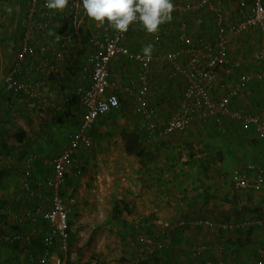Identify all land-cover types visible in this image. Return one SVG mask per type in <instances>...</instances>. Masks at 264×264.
<instances>
[{"label":"crops","instance_id":"1","mask_svg":"<svg viewBox=\"0 0 264 264\" xmlns=\"http://www.w3.org/2000/svg\"><path fill=\"white\" fill-rule=\"evenodd\" d=\"M180 1L191 5L198 2V0H173V4ZM244 1L221 0L220 5L225 14L224 17L230 20L242 18L243 13L248 14L251 11L252 1L248 0V5H244ZM29 2L30 0H0V29L4 37L0 44V71H2L0 72V215L7 214L6 217L10 219L15 217L21 219V221L31 219L30 214L28 217L25 214L31 212L34 205H39L43 210L51 207L53 189L45 184L46 179L50 178L53 173L49 162L64 150L68 144L70 134L76 130L81 121L84 107L79 103L74 91L77 87L87 86L89 82L87 75L81 72L86 58H82V60L79 57L75 58L76 64L82 67L78 73L75 72L76 70H71L74 65L72 62L75 59H71L70 50L66 51L67 41L60 33V29L64 24V21H62L63 16H68L71 19L77 27L76 32L87 16L82 17V0H79L81 23L77 19L74 20L71 15L73 7L69 3L62 10L47 8L51 26L43 33L35 30L30 33L27 38V45L31 49V54L25 56L20 63V73H16V78L20 81L26 80L36 83L41 95L48 97L52 104H45L38 99H29L17 91L10 93L5 91L2 74L8 71L18 60L21 48L25 43L24 33L28 25ZM8 5H14V10L18 9V11L16 13L8 12ZM241 8H243V11L240 13ZM208 12V10L172 12L171 19L158 27L157 33L161 35L159 44H152L154 33L146 32L139 23L134 25L124 37L122 44L128 48L130 54H142L143 48L149 44L152 45V52L146 73L147 83L145 86L140 81V75L143 73L140 61L131 56L119 55L112 59L109 64V79L117 87L120 100L119 107H123L124 110H119L118 107L115 110L116 112L107 113L100 119L109 121L99 126L101 128H97L99 132L113 128L114 133L118 135L117 138L114 137V140H117L116 143H110L109 145L110 147L115 145L119 147L121 156L112 161V153L110 150L108 151L110 157L106 156V158L109 157L107 162L108 160L111 161L107 164L109 165L108 172L112 170L115 163L118 167L127 166L129 162L126 159L129 160L132 151L129 150L132 147L129 141L136 140V138L139 141L141 136H145L146 120L137 103L138 98L145 100L151 108L152 118L156 124L161 125L169 118V115H167L161 124L158 121V113L163 112L161 108H166L162 102L171 101L176 89L181 92L177 100L180 99L185 81L174 73L172 64L166 58H161V56L176 48L185 50L188 43L194 40V37L188 31L192 27V22L189 23V28L185 29L186 22L198 13L205 14ZM20 15H22L21 18ZM33 18L36 22L43 20L40 13H36ZM179 21H183L184 31L181 34L176 26ZM106 24L107 22L102 24L98 32ZM203 26H205V23L198 20L194 27L197 31L192 33L204 35ZM255 30L258 29L252 31ZM250 31L239 35H227L229 39V60L232 63L240 61L241 65L238 67L233 66L230 74L224 72V67H218L219 84L214 89V97L226 90L236 80L239 73L261 72L263 79L245 85L241 93L235 99H232L230 104L243 113H255L264 117V112H258L261 110V106H264V63L259 60V67H256L254 60L259 57L257 56L256 59L250 57V49L255 47L251 44L254 41L248 42L247 39H243L245 38L243 35H252L248 34ZM92 34L89 38L90 51L92 49ZM178 36L179 39L183 36L186 37L184 38V44L179 43ZM216 36L215 28L212 35L208 33L205 39L200 37L198 39L212 41ZM175 41H178V45L173 47ZM259 54L260 57L263 56V53L260 52ZM57 55L60 59L58 61L53 60ZM185 56L184 54L183 58ZM6 67L8 68L6 69ZM248 88L249 91H247ZM177 100H175V103L178 105ZM244 100L248 102L245 103ZM256 104H258L256 108L258 111L254 108ZM123 114L122 120L118 121L117 118ZM115 115L117 116L114 117ZM136 115L140 117L142 127H139L134 122L135 119H132ZM228 119L230 118L225 117L222 121ZM223 126L217 127L216 131L221 137L219 142H221L222 150L218 147L215 148L216 152L209 151V155L207 152L205 154L201 152L196 154L194 159L184 157L179 161L185 164L183 167L186 164L189 165L190 171L194 166L199 168V161L203 163L204 167L209 165V169L214 167L213 163L219 164V172L212 173V175L214 174L213 178H211V173L209 174L208 171L203 169H199L196 176L185 170L170 172L171 175L168 178L174 179L172 185L169 181L164 192L157 191L151 195L144 194L147 197L146 203L137 205L130 214L120 220L121 232L127 234L125 239L123 237L122 242L127 243L125 246L128 247H123V255L120 254L117 257L114 250L111 258L133 257L132 259H134L136 257L138 253L136 249L141 247H131L129 245L132 242H130L129 236L131 232H128L130 227L136 226L140 228L142 235L150 236L155 243L162 244L160 248L155 247L154 249H158L157 253L159 251V254H152L154 260L161 259L159 263L155 264H206L208 261L219 260L224 264H258V262L264 264V221L259 219L263 216H259L254 212V208L260 207L264 212V189L240 190L231 188L230 181L228 183V179L225 178L229 169L233 168V162L237 165L236 169L242 168L240 165L245 157L253 159L255 162L252 163L264 167V141L257 138L253 127ZM116 127H121V129L118 131ZM189 129L192 130V127H189ZM89 134L92 141H94L96 138L92 135V130ZM248 149H251V151ZM89 151L83 148L80 151V156L84 162L82 168L75 169L71 165H66L64 182L59 189L62 197L66 194L75 195L77 193L78 177L83 175L89 168V162L86 159V156L92 157ZM94 161H97V164L101 163L99 158H94ZM25 163L30 164L32 178L40 189L39 187L36 189L37 196L35 199L29 200L30 202L22 200L23 203L20 204L21 198L25 196H23L19 187H16L17 183L14 178L21 173V178L18 176L17 180L22 179ZM191 173L194 172L191 171ZM180 177L181 179L178 180ZM194 178L200 182L197 183L196 180H193ZM151 179L155 180L152 177ZM106 180H111L108 174H106ZM162 194L165 196H161ZM194 217H209L219 222H237L248 219L251 221L250 225L254 227H252V232L246 234L238 229H217L205 226H195L203 231L190 230L187 226L171 230L163 227L168 221ZM132 218H134V221L131 220ZM21 226L22 229L20 230L23 237L34 233L31 236L32 239L26 240L23 238L14 243V246H10L9 249H12L13 252L8 250L7 254H0V264H21L22 260H25V264H29L28 256L30 254L37 255L41 252V241L49 229L47 223L41 217H37L34 222H22ZM223 239H225V243H223ZM17 243L19 244L17 245ZM16 247L18 249L14 250ZM69 254L67 264H85L88 260L86 252L84 254L76 252ZM148 257H151V254H148ZM111 264L115 263L112 262Z\"/></svg>","mask_w":264,"mask_h":264},{"label":"built area","instance_id":"2","mask_svg":"<svg viewBox=\"0 0 264 264\" xmlns=\"http://www.w3.org/2000/svg\"><path fill=\"white\" fill-rule=\"evenodd\" d=\"M221 0H198L194 5L190 3L178 2L173 4V11L186 12L190 10H208L213 24L216 28V38L212 41L196 39L190 41L187 48H176L168 54L162 55L171 64L175 74L185 81L183 93L179 99L177 107L173 110L169 118L161 125L156 124L152 118L151 108L145 100L138 98L137 103L143 114L145 123V137L148 141L157 142L165 137L172 136L178 131L187 128L193 120H212L217 124L222 119L229 117L240 124L253 127L257 138L264 141V117L255 113H243L231 106V100L235 99L243 90L244 86L263 79L261 72L250 73L241 72L236 80L221 94L214 97V89L219 84L217 69L224 67V72L230 74L232 67L241 65L240 61L232 63L229 60L227 35H239L250 30L258 29L264 32V0H251V11L243 13L242 18L227 20L220 5ZM237 1V0H236ZM73 7L71 15L74 20L81 22V8L79 0H68ZM28 13V25L24 33L25 43L21 48L18 60L14 65L2 74V83L6 92L17 91L29 99H38L45 104H52L48 97L41 95L36 83L30 81H20L16 78V73H20V63L26 55L31 54V49L27 45V38L35 30L43 33L51 26V19L46 7V0H30ZM243 8L240 9V13ZM40 13L43 20L36 22L34 16ZM82 17L86 12L82 10ZM76 21V20H75ZM137 23H131L126 32H118L108 24L104 25L100 32L92 34V49L88 53L85 64L81 72L87 75L88 85L77 87L74 91L79 103L84 107V113L75 131L69 136V141L64 150L49 165L52 168V176L46 179L45 184L53 189L51 195V207L43 210L39 205H34L30 214L32 222L37 217H41L49 226L48 231L41 241V252L37 255L28 256L29 264H65L63 254L68 250L70 238L69 212L70 208L65 199L60 194V186L64 182L66 165H71L75 169L84 166L80 156V151L92 144L89 134L95 122L103 115L118 109L120 100L116 85L109 79V64L116 56L123 55L133 57L142 63L143 73L140 81L147 83V69L151 58L142 54H130L127 47L122 43L124 37ZM161 42L160 33H154L152 44ZM184 54L186 55L183 58ZM183 58V59H182ZM263 58V56H261ZM59 55L53 60L58 61ZM35 180L32 178V170L29 163L23 165V176L20 180L19 189L28 199L33 200L37 196ZM230 187L242 190L264 189V167L256 163H248L241 169H237L231 176ZM20 220V219H18ZM249 221L219 222L210 219H180L172 228L184 225H205L217 229H238L243 230L248 227ZM33 234L25 235L19 229L7 230L2 237L6 243H16L21 239L30 240ZM148 244L160 248L161 243H155L151 238H142ZM145 244V243H144ZM194 254H196L194 252ZM88 264H101L93 258ZM206 264H224L219 261H208ZM263 264V263H262Z\"/></svg>","mask_w":264,"mask_h":264},{"label":"rangeland","instance_id":"3","mask_svg":"<svg viewBox=\"0 0 264 264\" xmlns=\"http://www.w3.org/2000/svg\"><path fill=\"white\" fill-rule=\"evenodd\" d=\"M193 1V0H191ZM243 4L248 5V0H245ZM11 6V7H10ZM24 7V5H22ZM22 7V8H23ZM8 12L16 13L18 9L14 10V5H8ZM236 9V7H235ZM234 13V12H233ZM23 15V14H22ZM20 15V18L21 16ZM66 15V14H65ZM87 15V14H86ZM196 17V18H194ZM194 18V19H193ZM192 20V21H191ZM194 20V21H193ZM198 20H201V22L205 23V26H203L204 35H196L192 33L193 31H197L194 27ZM62 21H64V24L62 28L60 29V33L63 35L62 37L65 38L67 41V52L68 50L71 51V59H75L79 57L81 60L82 58H87V54L90 52V34L98 32L102 26V24L93 21L91 18L86 16L79 26V29L76 32L77 27L73 24L71 19L68 16H63ZM192 22V27L190 30H188L191 33V36L194 37L193 41L196 39L203 38L205 39L207 37L208 33H211V35L215 31V27L213 24V20L211 18V15L209 13L205 14H196L192 18H189L188 22H186L185 29L187 27L189 28V23ZM183 21H179L176 23L177 30L180 31V34L183 33L184 29L182 27ZM79 32V33H78ZM178 33V32H177ZM179 34V33H178ZM248 34L252 35H243L249 41H254L251 44L255 47H251L250 51V57L251 59H256L255 65L256 67H259V60H262L264 63V32L262 31H250ZM178 40L179 43L184 44V38L186 37H180ZM4 37L2 35V30L0 29V44L1 40H3ZM178 41L174 42L173 47L177 46ZM4 43V42H2ZM262 50V51H260ZM263 53V58L260 57V52ZM72 62V61H71ZM7 63V62H6ZM74 65L71 67V70H76L75 72L78 73L79 69L82 66H78L76 63V59L74 62H72ZM8 67H6L7 69ZM2 72V71H0ZM249 91V88L247 89ZM175 94L171 97V101H163L162 104L165 105L166 108H161L163 111L162 113H158V121L163 122V120L166 118L167 115H171L177 104L175 103L177 98L179 97V94L181 93L179 89H176L174 91ZM167 94V93H164ZM164 98V97H162ZM179 99L177 100L178 103ZM245 103H247V100H244ZM258 107V104L254 106L256 109ZM264 106H261V110L258 112H264L263 110ZM125 108V107H124ZM119 110H124L123 107H119ZM117 110V112H119ZM132 110V107H131ZM116 112V111H115ZM114 112V113H115ZM105 115H103L100 118H103ZM115 115L114 117H116ZM264 116V115H263ZM124 117V114L119 116L117 118L118 121H121ZM99 118V119H100ZM97 121V123L92 127V135L96 138L94 141H92V144L85 148L86 150H90L89 153L91 154V158L86 156V159L88 160L89 168L83 173V175L78 177V188L76 189V194H66L64 197L65 201L67 202L70 212H69V227H70V238L68 241V250L63 254L64 262L67 264V259L69 257V253L76 252L80 254H84L86 252V255L88 256V260L85 262V264H88L89 261L93 258L97 259L101 264H111L114 262L115 264H155L159 263L161 259L154 260V257L152 254H159V251L157 253V250H154L155 247L152 244H148L144 241V243L141 242V239L143 238H151L150 236H144L140 233V228L136 226L130 227L128 232L130 231V242L129 245L131 247L139 246L141 248H137L136 251L138 252L136 257L134 259L130 257H122V258H111V255L113 254V251H116V257L117 255L122 254L123 255V247L127 248L125 244L122 242L123 237L126 238L125 233H122L120 228L121 219L125 217L127 214H130L131 211H133L134 208L137 207L139 204L146 203L147 197L146 195H151L153 192H164L165 187L168 186L169 181H171L170 185L173 184L174 179H169L168 176L170 172H174L176 170H185L186 172H189L191 175L196 176V172L198 170H204L208 171L211 175V178L214 177V174L217 173L219 170L218 166L219 164L213 163V168L209 169L210 166L204 167L203 163L199 161V168H196V166L193 167L191 170L194 173H191L190 168H188L189 165L186 164L185 167H183L185 164L180 163L179 161L187 157L188 159H194L196 154L206 153L209 155V151L216 152L215 148L220 147L222 150V145L220 134L217 131V127H224L223 125H227V127H249L240 124L239 122L228 119L225 121H222L220 124L215 123L212 120L206 119H196L193 120L192 123L187 126V128H184L177 133L173 134L172 136L165 137L157 142H151L146 139V137L140 138L139 141L136 140H130L129 143L132 147H130L129 150L131 151V156L129 157V160L126 159L129 164L127 166L118 167L116 166V163L112 166V170L108 172V162L111 161L108 160L109 150L112 153L113 160L115 161L116 158L121 156V150L116 145L113 147H110V143H116L117 140H114V137L117 138L118 135L114 133L113 128L110 130H106L104 132H99L97 128H101L99 126L104 125L109 120H103L100 119ZM132 119H135L134 122L137 123L139 127H142V122L140 121V117L136 115V117H133ZM235 122V124H234ZM189 127H192V130L189 129ZM119 131L121 127H116ZM90 130V131H91ZM202 130V131H201ZM215 132H211V131ZM220 131V130H219ZM139 134V133H138ZM113 141V142H112ZM115 141V142H114ZM206 143V144H205ZM251 151V149H248ZM215 154V153H214ZM109 156L106 158V156ZM214 157V156H213ZM94 158H99L100 164H97V161H94ZM233 162V161H232ZM255 162L253 159H249V157H245L242 159V163L240 166H245L248 163ZM233 168H230L229 171L226 173V177L229 183L232 174L235 170H237L235 167L237 166L233 162ZM187 168L189 169L187 171ZM219 172V171H218ZM15 173V172H14ZM202 173H204L202 171ZM16 174V173H15ZM106 174H108L111 177V180H106ZM19 178H21V173L18 174ZM17 176V177H18ZM104 176V177H103ZM17 177L14 178L16 184V187L18 188L20 185V180H17ZM154 178L155 180L151 179ZM169 179V180H168ZM178 178V180H180ZM193 180H196L194 178ZM158 181V184H157ZM197 183H199V180H196ZM163 182V183H160ZM228 185V184H227ZM230 185V184H229ZM228 185V187H229ZM40 189V187H39ZM242 190V189H240ZM24 196V195H23ZM161 196H165L162 194ZM167 197V196H166ZM151 199V197H149ZM29 201L26 197L21 198L20 204L23 203V201ZM30 202V201H29ZM254 212L259 215L263 216L262 221H264V212L263 209L260 208H254ZM28 215L27 213L25 214ZM5 215H0V254H7V251L10 250L13 252L12 249H9L10 246H14V243H6L3 240H1L3 234L6 230H13V229H22V222L27 223V221L32 222V219H26L21 221L13 218L10 219L9 217H6ZM28 217V216H27ZM195 218V217H194ZM140 219V217H139ZM185 219V218H180ZM177 219L175 221H168L166 224H164L163 227H167L169 230L171 229H177L178 227L172 228L171 226L176 225V223L180 220ZM191 219V218H190ZM196 219H210L213 220V218H202V217H196ZM131 220L134 221V218ZM189 220V219H186ZM247 221H251L246 219ZM115 221V222H114ZM214 221V220H213ZM244 221V220H241ZM238 222V221H237ZM134 224V223H133ZM246 227L245 229L241 230L242 233H249L252 232V225ZM187 226L190 230H198L203 231L202 229H197L194 225H184ZM199 226H205V225H199ZM208 227V226H205ZM223 243H225V239H223ZM19 243H17L18 245ZM8 245V246H6ZM16 245V244H15ZM16 245V246H17ZM7 248V249H5ZM18 249L16 247L14 250ZM119 253V254H117ZM148 254H151V257H148ZM21 264H25V260L21 261ZM259 264V262H258Z\"/></svg>","mask_w":264,"mask_h":264},{"label":"clouds","instance_id":"4","mask_svg":"<svg viewBox=\"0 0 264 264\" xmlns=\"http://www.w3.org/2000/svg\"><path fill=\"white\" fill-rule=\"evenodd\" d=\"M68 0H46L49 9L62 10ZM83 10L93 21L107 24L118 32H126L131 23H139L148 33L171 19L173 0H82ZM151 58L152 45L143 48Z\"/></svg>","mask_w":264,"mask_h":264},{"label":"trees","instance_id":"5","mask_svg":"<svg viewBox=\"0 0 264 264\" xmlns=\"http://www.w3.org/2000/svg\"><path fill=\"white\" fill-rule=\"evenodd\" d=\"M195 218H196V217H195ZM195 218H191V219H189V220H192V219H195ZM6 231H7V230H6ZM6 231H5V232H6Z\"/></svg>","mask_w":264,"mask_h":264}]
</instances>
